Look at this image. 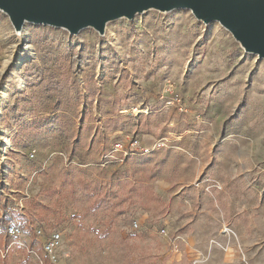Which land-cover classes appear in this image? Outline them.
Instances as JSON below:
<instances>
[{"label":"rangeland","instance_id":"374dc122","mask_svg":"<svg viewBox=\"0 0 264 264\" xmlns=\"http://www.w3.org/2000/svg\"><path fill=\"white\" fill-rule=\"evenodd\" d=\"M0 149V264H264V58L217 21L0 11Z\"/></svg>","mask_w":264,"mask_h":264},{"label":"water","instance_id":"95a60500","mask_svg":"<svg viewBox=\"0 0 264 264\" xmlns=\"http://www.w3.org/2000/svg\"><path fill=\"white\" fill-rule=\"evenodd\" d=\"M149 9H189L204 23L219 22L245 52L264 58V0H0V11L17 32L29 22L70 34L92 27L102 35L108 21Z\"/></svg>","mask_w":264,"mask_h":264},{"label":"built area","instance_id":"2783aa9c","mask_svg":"<svg viewBox=\"0 0 264 264\" xmlns=\"http://www.w3.org/2000/svg\"><path fill=\"white\" fill-rule=\"evenodd\" d=\"M131 146L138 147L137 143H133V144H131ZM143 150L147 151L146 149H143ZM116 152H122L123 153V148H122V145L120 143H116L113 145L112 151L110 152L109 156L111 158H113L112 154H115ZM123 154H124L123 158H125L127 154L125 152ZM123 158L116 159V160L118 162H122ZM133 227L137 228V224H134ZM7 233H8V235L13 236V237H19L21 235V229L16 225H10L7 227ZM59 240H60V236L58 233H53L50 235V237H48L46 239V242L44 244V248L47 252V255L51 258V260H54V258H55L54 257V251L57 249V247L59 245ZM170 247H171V251L174 254H179L181 252V250H183L185 247V241L181 236L172 237L170 239ZM26 248H27V252H28V247H26Z\"/></svg>","mask_w":264,"mask_h":264},{"label":"bare ground","instance_id":"6f19581e","mask_svg":"<svg viewBox=\"0 0 264 264\" xmlns=\"http://www.w3.org/2000/svg\"><path fill=\"white\" fill-rule=\"evenodd\" d=\"M29 57L30 56H24L23 58H21L20 60H21V62H24V61H26L27 59H29ZM3 145H4V147H8L9 146V143H8V141H5L4 143H3ZM0 151H1V149H0ZM1 154H3V150L1 151Z\"/></svg>","mask_w":264,"mask_h":264}]
</instances>
